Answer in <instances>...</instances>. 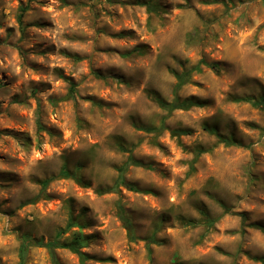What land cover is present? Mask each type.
I'll return each instance as SVG.
<instances>
[{"label": "rangeland", "instance_id": "rangeland-1", "mask_svg": "<svg viewBox=\"0 0 264 264\" xmlns=\"http://www.w3.org/2000/svg\"><path fill=\"white\" fill-rule=\"evenodd\" d=\"M58 234L57 264H264V0H0V264Z\"/></svg>", "mask_w": 264, "mask_h": 264}, {"label": "trees", "instance_id": "trees-1", "mask_svg": "<svg viewBox=\"0 0 264 264\" xmlns=\"http://www.w3.org/2000/svg\"><path fill=\"white\" fill-rule=\"evenodd\" d=\"M23 13H24V10L21 14V16L19 17V21L20 23H22V18H23ZM206 64V63H205ZM208 65V64H206ZM208 66H211V67H215V65L213 64H210ZM197 70H200L199 67L196 68ZM190 74L189 73H182V74H175V77L177 79V83L175 85V92L176 94L182 89V87L187 83V81L189 80V77ZM240 101H247V102H251L252 99L250 98H243V99H240ZM157 102L159 104V106L161 107V109H163V111H165L167 113V115H170L172 112H174L175 110H178V109H190L192 107H200L202 106V103H199V102H196L194 100H181L179 97H175L174 100L172 101H166V100H163L161 98H158L157 99ZM260 103V102H259ZM258 102H254L253 104L254 105H258L259 104ZM163 126H161L160 129H157V130H154V131H161L163 130ZM175 134H183V135H186L189 133V131H174ZM129 164H132V165H135V166H142L143 164L135 159H133L132 156L129 157ZM128 165V163H127ZM127 165L123 166L122 168L119 169V177H118V180L116 182V184L109 188V189H106L105 191H102V192H117L118 191V188H119V185L123 184V185H127L125 180H124V173H125V170L127 168ZM60 175H63L65 177H69L70 174L68 172V170L66 168H63L60 172ZM47 182H45V184H47ZM129 188L131 190H136V188L132 185H128ZM122 220L124 221V224H125V227L127 229V234H128V238L131 240V241H134L136 240V233H135V230L132 226V223L131 221L122 216ZM60 236V234L57 235L56 239L53 240V241H50V242H47V243H43L42 241H36L34 239H24L23 242H22V246H21V262L19 264H23V260H24V253L27 252V250L31 247V246H42V247H46L50 250L52 256H53V261H54V264H57V260H56V257H55V249L57 248H67V249H70L72 252L74 253H77L78 255L82 256L81 255V252H80V249L73 245V244H69V243H66V242H60L58 240V237Z\"/></svg>", "mask_w": 264, "mask_h": 264}]
</instances>
